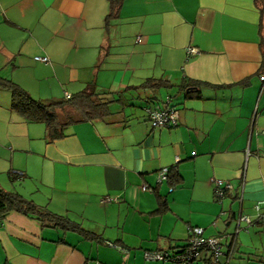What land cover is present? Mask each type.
Returning <instances> with one entry per match:
<instances>
[{"label":"crops","instance_id":"0c3cea01","mask_svg":"<svg viewBox=\"0 0 264 264\" xmlns=\"http://www.w3.org/2000/svg\"><path fill=\"white\" fill-rule=\"evenodd\" d=\"M110 11L0 0V76L43 101L94 83L113 112L51 142L0 89V189L60 219L1 211L0 264H174L146 254L183 248L191 227L236 236L222 263L264 264L262 224L238 225L264 222V0H125L108 25ZM166 105L179 125L153 128L146 108ZM213 178L233 185L222 200Z\"/></svg>","mask_w":264,"mask_h":264},{"label":"trees","instance_id":"16d2710c","mask_svg":"<svg viewBox=\"0 0 264 264\" xmlns=\"http://www.w3.org/2000/svg\"><path fill=\"white\" fill-rule=\"evenodd\" d=\"M124 1L125 0H109L111 11L107 17L108 25H110V22L113 18L116 19L119 17V10L121 9ZM164 85H167L165 81L151 78L143 84V87L151 86L152 88H157ZM0 89L11 91L13 97L12 110L15 111L22 119L26 120L27 122L43 123L46 126V139L51 142L66 137L69 129L74 124L80 122H94L97 120L108 121L109 119H111V115H113V112L111 110L112 100L108 95L109 93L100 92L94 83L89 84L84 90L76 93L70 99L51 101L34 99L18 84L2 76H0ZM228 191L225 192L223 198L218 199H224ZM8 210H16L27 215H34L42 221L46 218H54L60 220L58 216L51 214L49 211L47 212L46 208L37 205L31 200H28L23 195L16 192H7L3 189H0V212ZM257 213H260V210L259 212L257 211ZM240 215L245 214L241 213ZM252 220L254 223L262 224L264 228L262 217H256V219ZM63 225L65 227H69L71 224L67 220ZM225 236L226 237H213L222 238V243L225 245L228 243V239L231 234ZM189 237L190 232L188 238ZM181 249H177V251H180ZM198 264L205 263L200 262Z\"/></svg>","mask_w":264,"mask_h":264},{"label":"built area","instance_id":"2783aa9c","mask_svg":"<svg viewBox=\"0 0 264 264\" xmlns=\"http://www.w3.org/2000/svg\"><path fill=\"white\" fill-rule=\"evenodd\" d=\"M139 40H141L139 38ZM194 48L190 49V52H195ZM37 60L49 63V57H36ZM261 79L264 81V71L261 74ZM67 99H70V95L66 96ZM149 121L153 128H174L179 125L180 113L179 111L170 105L164 107L161 106H148L146 108ZM264 133V132H263ZM196 153L194 152L193 155ZM181 159L177 157V162ZM176 169V166L169 168L161 169L159 173V182L169 179L170 172ZM212 182L215 185V195L217 198L221 199L224 197L225 192L232 189L233 185L230 182L223 181L221 179H212ZM144 191H151L152 188L144 185L142 187ZM114 201V198L106 197L103 198V203H109ZM257 211L260 210V206H256ZM261 218L262 215L259 214ZM242 222H245L249 225L254 224L251 217L247 215H240L238 220L239 227ZM190 237L188 238L187 244L180 251H151L147 252V258L151 260L159 261H172L177 264H198L204 262L205 264H222L221 257L227 256L230 257L234 254L236 249L237 238L236 236H230L228 239V250H224V244L222 243V238L220 237H206L204 235L205 229L203 227H191L190 228ZM122 251L126 252V249L122 248Z\"/></svg>","mask_w":264,"mask_h":264}]
</instances>
